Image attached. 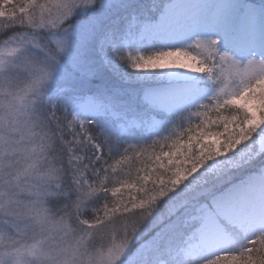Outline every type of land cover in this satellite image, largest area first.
<instances>
[{
    "label": "snow or ice",
    "instance_id": "snow-or-ice-1",
    "mask_svg": "<svg viewBox=\"0 0 264 264\" xmlns=\"http://www.w3.org/2000/svg\"><path fill=\"white\" fill-rule=\"evenodd\" d=\"M0 264H264V0H0Z\"/></svg>",
    "mask_w": 264,
    "mask_h": 264
},
{
    "label": "rangeland",
    "instance_id": "rangeland-1",
    "mask_svg": "<svg viewBox=\"0 0 264 264\" xmlns=\"http://www.w3.org/2000/svg\"><path fill=\"white\" fill-rule=\"evenodd\" d=\"M256 2L258 3V2H259V0H256Z\"/></svg>",
    "mask_w": 264,
    "mask_h": 264
}]
</instances>
